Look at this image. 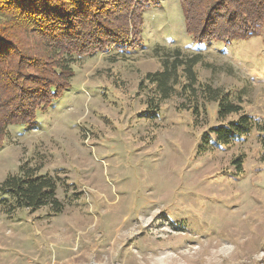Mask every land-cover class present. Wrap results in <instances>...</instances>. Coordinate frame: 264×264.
<instances>
[{
  "label": "rangeland",
  "instance_id": "obj_1",
  "mask_svg": "<svg viewBox=\"0 0 264 264\" xmlns=\"http://www.w3.org/2000/svg\"><path fill=\"white\" fill-rule=\"evenodd\" d=\"M142 3L138 48L67 56L70 89L8 127L0 186L48 176L62 211L0 193V264H264V36L196 43L180 0ZM164 60L167 99L146 80ZM222 97L241 112L220 118ZM243 115L240 140L210 134Z\"/></svg>",
  "mask_w": 264,
  "mask_h": 264
},
{
  "label": "trees",
  "instance_id": "obj_2",
  "mask_svg": "<svg viewBox=\"0 0 264 264\" xmlns=\"http://www.w3.org/2000/svg\"><path fill=\"white\" fill-rule=\"evenodd\" d=\"M135 1L122 5L118 0H0V149L8 127L34 125L38 112L70 89L73 70L67 56L94 55L111 46L138 48L144 8ZM180 4L186 32L196 43H234L264 36V0H180ZM172 53L177 59L181 56L180 50ZM189 62L182 65L191 73L196 59ZM177 63H172L174 70ZM162 65V72L150 73L146 80L167 99L172 67L169 60ZM241 110L224 97L219 101L220 118ZM252 127L243 115L238 122L212 128L210 134L219 144H230L250 134ZM0 193L18 209L50 206L57 214L62 211L57 185L48 176L23 171L9 175Z\"/></svg>",
  "mask_w": 264,
  "mask_h": 264
},
{
  "label": "bare ground",
  "instance_id": "obj_3",
  "mask_svg": "<svg viewBox=\"0 0 264 264\" xmlns=\"http://www.w3.org/2000/svg\"><path fill=\"white\" fill-rule=\"evenodd\" d=\"M245 210V209H244ZM243 212V211H242ZM236 222V221H235ZM237 226V225H236ZM199 228V227H198ZM221 229V228H220ZM201 230V229H200ZM224 236V235H223Z\"/></svg>",
  "mask_w": 264,
  "mask_h": 264
}]
</instances>
